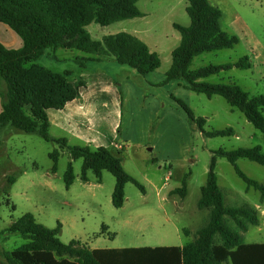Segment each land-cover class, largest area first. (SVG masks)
<instances>
[{
    "label": "rangeland",
    "instance_id": "1",
    "mask_svg": "<svg viewBox=\"0 0 264 264\" xmlns=\"http://www.w3.org/2000/svg\"><path fill=\"white\" fill-rule=\"evenodd\" d=\"M220 9L221 28L240 40L234 48L206 52L196 57L191 70L208 65L237 62L251 58L253 68H234L204 80L209 83L236 84L252 96L264 95V0H209ZM189 0H141L144 17L125 20L110 26L95 22L87 31L95 41L110 35L128 33L137 36L161 58L158 70L142 76L113 58L87 62L77 50L47 49L36 61L54 72H72L82 78L86 99L92 97L100 108L97 136L111 153L118 156L126 172L137 179L145 193L128 183L126 201L115 208L112 195L115 177L104 171L99 182L93 172L88 182L82 180L83 160L73 161L61 145L44 140L39 134H27L13 126H0V232L24 214L55 229L62 224L60 239L68 244L79 241L91 249H125L142 247H182L197 238L210 221V209L200 210L198 203L214 152L260 146L264 154V134L257 130L238 109L221 96L208 98L186 87V82H167L173 64V51L182 35L175 29L191 25L187 13ZM0 40L15 35L0 24ZM7 29V31H6ZM7 35V37H6ZM9 38V37H8ZM4 87H0V92ZM184 102L196 118L206 119L204 130L213 132L232 128V137H207L178 103ZM54 111H51L52 114ZM54 138L67 139L70 146H91L71 138L64 130L51 127ZM110 143H113L110 146ZM59 152L58 169L53 173V152ZM72 162L74 184L67 189L64 175ZM238 167L251 179L264 184V166L249 159H239ZM218 183L228 207L260 205V192L248 189L225 157H217ZM188 176V194H174ZM260 226L244 233L246 243H264V212ZM103 226L108 227L103 232ZM188 231V234L185 232ZM27 241L19 235L0 240V263L9 264L6 254Z\"/></svg>",
    "mask_w": 264,
    "mask_h": 264
},
{
    "label": "trees",
    "instance_id": "2",
    "mask_svg": "<svg viewBox=\"0 0 264 264\" xmlns=\"http://www.w3.org/2000/svg\"><path fill=\"white\" fill-rule=\"evenodd\" d=\"M141 0H0V24L19 37L22 47L7 46L8 37L0 40V126H13L27 134H39L69 151L73 161L82 159V180L88 182L93 172L102 181L104 171L116 179L112 195L115 208L126 201L125 187L133 183L141 192L144 186L125 171L121 159L105 147L70 146L67 139L50 135L49 110H62L81 96L86 87L82 78L72 72L58 73L36 63L47 49L77 50L85 54L79 58L81 66L113 58L117 63L136 70L142 76L155 72L161 66L159 54L137 36L120 33L110 35L102 42L92 39L87 26L95 22L101 26L144 17L139 10ZM191 19L189 27L175 24L181 35L180 45L173 51V64L167 73V82L184 81L186 87L208 98L223 97L241 111L247 120L264 134V95L252 96L236 84L209 83L204 80L234 68H253L249 56L224 65H208L191 70L194 59L206 52L234 48L240 40L221 28L222 12L209 0H189L186 8ZM7 31V29H6ZM8 32V31H7ZM1 36V35H0ZM178 103L189 118L197 123L207 137H232V128L206 132V119L196 118L184 102ZM207 181L201 190L200 210L210 209V221L197 233V238L183 247H142L125 249H91L79 241L66 244L61 241L62 224L55 229L39 223L27 213L0 232V240L19 235L27 242L6 254L9 264H264V244H247L244 233L261 224L259 210L250 204L228 207L218 183L217 157H225L234 166L237 175L248 189L260 192L264 206V184L249 178L237 165L239 159H249L264 166L260 146L214 152ZM60 153L51 154L53 173L57 172ZM188 176L181 188L174 190L185 198L188 194ZM66 188L75 181L73 163L64 175ZM108 227L103 226V232ZM188 234V231H185ZM1 264V263H0Z\"/></svg>",
    "mask_w": 264,
    "mask_h": 264
},
{
    "label": "crops",
    "instance_id": "3",
    "mask_svg": "<svg viewBox=\"0 0 264 264\" xmlns=\"http://www.w3.org/2000/svg\"><path fill=\"white\" fill-rule=\"evenodd\" d=\"M1 31V29H0ZM7 46L17 48L20 47V41L15 35L8 34ZM85 93L81 90V96L79 99L74 100L66 105L62 110L48 111V115L51 122V127L55 126L61 130H64L71 138L85 142L86 144L94 145L97 149L104 147L102 144V137L97 136L94 130L97 129V119H102V115L99 114L100 108L106 107V103L102 105H96L92 102V97L85 98ZM51 129V128H50ZM55 138V137H54ZM57 139V138H55ZM61 139V138H58ZM66 139V138H65ZM113 143H110L112 146ZM86 146V145H85ZM260 213V219L264 212V207L260 205L255 206ZM260 226V225H259ZM247 244H264V243H247ZM185 246V245H184ZM161 247H176V246H161ZM183 247V246H182ZM154 248V247H153Z\"/></svg>",
    "mask_w": 264,
    "mask_h": 264
}]
</instances>
